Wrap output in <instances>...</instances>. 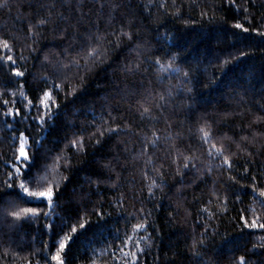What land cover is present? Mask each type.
<instances>
[{"label": "trees", "instance_id": "1", "mask_svg": "<svg viewBox=\"0 0 264 264\" xmlns=\"http://www.w3.org/2000/svg\"><path fill=\"white\" fill-rule=\"evenodd\" d=\"M236 4L167 0L165 10L157 0H6L0 6V36L13 45L0 48V56L12 55L24 72L16 76L13 63L0 59V181L25 132L34 142V167L46 166L61 197L47 219L13 224L0 213V264H56L50 256L65 234L72 237L65 264H120L109 250L144 219L147 232L134 237H146L138 264H239L241 255L264 264V230L240 220L264 217V197L251 187H264V36L251 30H264V0ZM40 18L49 23L33 35L29 25ZM121 27L132 39L120 35L117 45ZM100 34L108 51L94 56ZM44 90L60 107L42 125L35 117L43 111L27 102L35 105ZM17 107L19 115L2 114ZM144 108L150 112L142 116ZM81 138L82 145H72ZM212 143L223 146L231 168L223 156H209ZM144 172L156 180L152 193ZM20 206L47 211L43 204Z\"/></svg>", "mask_w": 264, "mask_h": 264}, {"label": "snow or ice", "instance_id": "2", "mask_svg": "<svg viewBox=\"0 0 264 264\" xmlns=\"http://www.w3.org/2000/svg\"><path fill=\"white\" fill-rule=\"evenodd\" d=\"M229 2L233 5H236L237 8L240 7V5L236 4V0H229ZM246 2V0H245ZM157 3L160 8H163L167 10V0H157ZM6 4V0H0V6H3ZM173 4H175V0H173ZM180 8L176 7V12L179 13ZM201 15H204L202 12ZM52 16V13H48V17L50 18ZM249 19L248 16L245 17V20ZM49 23L48 18H40L36 21V23L30 24L29 28L32 30L33 35H38V32L35 31L37 28H42L43 26H46ZM187 23V21H185ZM235 27L238 29H241L245 32L249 31L248 28L245 27L243 23L237 22L235 24ZM254 32H257L259 35L264 36V30L252 28L251 29ZM120 35L126 36L129 40L132 39V32L127 31L125 32L124 28H120V33L117 34V39L115 43L118 45L121 43ZM96 43L92 47L91 52L94 56L96 55H103L108 51V49H101V46L99 44V41L105 39L103 34L96 36ZM109 44L112 43V41H108ZM0 48L6 49L8 51H12L13 45L10 43V40L7 38H4L3 36H0ZM231 53L229 54V57H231ZM240 56L246 55L245 52L240 51ZM229 57H226L223 61L224 64L229 63ZM24 57L21 56L20 59H23ZM0 59H3L6 62H12L13 66L11 68L12 73H14L16 76L23 77L24 72L21 71L20 68L14 66V60L12 55H3L0 56ZM157 62H159V57L156 58ZM103 60H100V63H103ZM138 67V66H137ZM168 68H172V64L169 63L167 65V68L164 70L167 71ZM177 71H180L179 68L176 69ZM183 75L187 78L189 77L188 72H184ZM57 88L60 87L58 84L56 86ZM73 91H75L73 89ZM186 91L191 92V88L186 89ZM15 95V93H13ZM21 96L24 95L23 92L20 93ZM161 99H164L163 96H161ZM4 105H8L9 101L5 99L3 101ZM27 106H35L43 111V114H38L35 119H37L40 124H46L47 119L51 118V116L55 115V113L52 111L53 106H55L57 109H59L60 105L56 102L54 99V95L52 91L44 90L42 93V96L38 99L37 103L33 105L32 100H28ZM149 108H144L141 115L143 116L145 113H149ZM5 116H13V115H19L21 114L20 108H7L6 111L2 113ZM8 127H12L11 125H8ZM119 129V125H116L115 128L109 126L107 131L108 132H115ZM201 132H203L202 139L205 140V142L210 140V133L208 131H205L203 128H201ZM105 133L103 131L100 132V135L103 136ZM17 135V134H13ZM153 137L157 136V133L153 131L152 133ZM18 144L15 145L16 151L13 153V159L8 160L7 163L11 165L12 170L5 172V178L0 181V213L3 214L5 219L12 218V223L15 224L21 220H28L32 218L39 217L40 215H43L46 219L51 215L52 212L55 211L57 207H60L59 201L61 199L60 197V185L53 184L49 181L48 175L46 173V166L44 168H41L40 166L34 167V161L36 159L35 152L29 150L30 145L34 143L30 140V137L25 134V132H19L18 133ZM72 145L75 146L78 143L82 145L83 138H81L80 141L73 140ZM96 143H100V140L97 139ZM151 145L155 146L157 143L156 139H151L150 141ZM145 148L148 147V144L145 143ZM239 147V145H237ZM79 150V149H77ZM214 150V152H213ZM209 156L212 155H219L223 156L222 164L228 165L229 168H231L232 162L229 159L228 156L224 155V149L223 146L217 147L215 143H212L210 147L207 149ZM141 155H144V153H141ZM46 158V157H45ZM186 160H190V157H185ZM150 162V161H149ZM110 163V162H109ZM189 165L185 163L183 165L184 168H187ZM107 167V165H106ZM211 170V169H209ZM155 172L156 169H153ZM178 172L181 171V169H177ZM247 171V169H245ZM160 176H163V173H158ZM144 177L149 179L151 181L150 185L148 186V192L152 193V186L156 185V180L152 179L150 176H148L147 172L143 173ZM66 180L67 177H64ZM230 179L236 180L235 176H230ZM115 182H113L114 184ZM252 189L259 193L260 197H264V187H257L256 183H253L251 185ZM239 199V197H237ZM23 202L25 204H43L46 206L47 211H42L40 207H31V206H25L21 207L20 203ZM261 205H264V199L260 201ZM139 211L143 212L144 209L141 208ZM102 215V214H101ZM240 220L243 222V226L247 229H260L264 230V217L260 215H254L251 220L246 218L245 216L241 215ZM87 224V221L85 220L82 223H79V228L83 229ZM49 228H54L55 226L53 224L47 225ZM148 228V221L147 219H144L141 222H137L131 226L132 235L126 234L123 238L121 247L119 249H110L112 257L115 261L120 262V264H138L140 256L139 254L144 252V247H141V240H145L146 237H139L134 238L140 230H144L147 232ZM64 225L63 223L59 227V231L63 232ZM71 232L76 233L77 232V226L72 225L71 226ZM59 235V232L56 233ZM72 239L71 236L65 234L62 239L58 242V247L56 248L55 252L51 254L50 260L55 261L56 264H65V258L64 253L65 249L67 247L68 241ZM47 247V246H46ZM103 251V250H101ZM119 251L121 255L117 256L116 252ZM199 254V253H197ZM239 264H249L246 257L244 255H241L238 257ZM37 264H39V261H37ZM45 264H49L48 260H45ZM89 264H97L96 260L89 261ZM107 264V262H105Z\"/></svg>", "mask_w": 264, "mask_h": 264}]
</instances>
